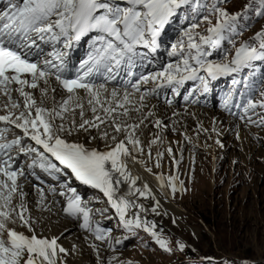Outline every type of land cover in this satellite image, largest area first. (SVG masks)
<instances>
[{
	"label": "snow or ice",
	"instance_id": "6c2138e0",
	"mask_svg": "<svg viewBox=\"0 0 264 264\" xmlns=\"http://www.w3.org/2000/svg\"><path fill=\"white\" fill-rule=\"evenodd\" d=\"M125 2L127 7H120L109 0H21L20 4L12 5L10 14L0 16V21H7L0 24V110L3 111L0 114V123L4 125L0 127V139H4L13 130L22 133V136L16 134L10 142L0 143V152L18 149L24 154L34 153L44 161L41 167L57 172L60 168L53 160L58 161L64 169L70 170L76 180L103 193L125 229H142L150 233L155 237L159 249L170 253L168 242L154 231L155 224L149 225L139 215L126 219V212L130 207L147 211L129 197L138 195L147 199L151 191L148 183L137 186L139 177L132 175L128 167L129 162L133 165L142 163L136 153L143 152L141 141L135 133L143 120L133 125L126 124L124 119L131 118L127 105L134 93L125 90L124 96L120 98L118 90L109 92L106 83L93 84L90 76L101 70L111 74L123 62L131 60L137 47L155 50L165 25L187 0ZM219 2L220 0L209 11V16L214 14L217 19L215 25L207 29V37H200V41L196 42L191 32L186 33L187 48L189 51L195 50L196 55L184 57L175 68L169 65L168 69L160 72L158 77H152V80L164 78L170 85L182 84L185 80L204 82L205 77L200 74L202 72L215 79L220 74L236 72L253 61L264 59V31L254 37L260 41L258 48L245 43L237 49L230 64H214L205 59L210 53L202 45L216 46L225 33L237 34L235 21L239 17L221 9ZM222 2L227 3V0ZM260 5L261 11L256 15L264 16V0H260ZM249 7L245 8V13ZM209 16L201 17V21L211 24ZM199 23L192 24L191 29L198 28ZM92 32L98 34L93 41V54L81 65V73L75 78L64 76L65 54L62 52H50L51 58L45 57L42 61L28 58L38 46L37 40L55 45L64 38L65 47H71L72 40L80 41ZM97 44L99 47H95ZM39 55L41 53H37L38 57ZM170 55H175V51ZM190 59L195 61V66L190 64ZM148 79L149 77H144L143 83H147ZM204 87L207 90L206 83ZM131 88L139 92L140 84L132 83ZM32 90L39 92V98ZM79 90H83V96ZM49 92L58 94L60 98L49 96ZM145 95H141V102ZM49 100L52 101L51 106H48ZM85 100L93 114L91 118H85ZM241 107L248 120H251L249 112H254L257 107L264 108V99L257 102L249 99ZM76 109H79L78 122L71 119L77 115ZM101 126H104L100 138L105 141V151L86 148L66 139L73 131H88L91 128L99 131ZM155 126L160 127V122L157 121ZM258 126H264V115H261ZM92 138L96 139L95 136ZM25 139L32 141L34 146L25 149ZM108 140H112L113 145H108ZM158 140L159 137L150 141L149 147L157 144ZM127 145H131V149ZM167 151L172 155L171 148ZM148 155L151 156V153ZM160 158L161 154L157 152L156 167H160ZM10 159V155L8 159L0 157V264H65L63 256L67 252L58 246L57 239L41 237L35 233L28 215L25 200L27 193L18 182L23 172L12 169L9 165ZM145 170L151 172L146 167ZM156 179L163 182L162 176L157 175ZM175 180L176 177L173 176L168 181L173 193L177 191ZM124 185H127V189L121 192ZM70 191L72 195L63 211L76 219L82 217L81 227L92 232L97 241L104 242L105 234L99 228L94 232L91 229L89 211L82 206L81 197L74 189ZM15 200L18 203H14ZM42 201L41 193V203ZM158 207L159 202L156 201L152 212L157 213ZM17 223L26 227L32 233L31 236L10 226ZM116 243L122 241L118 240ZM92 247L99 251L95 245ZM185 247L183 243L177 242L178 251H184Z\"/></svg>",
	"mask_w": 264,
	"mask_h": 264
},
{
	"label": "rangeland",
	"instance_id": "374dc122",
	"mask_svg": "<svg viewBox=\"0 0 264 264\" xmlns=\"http://www.w3.org/2000/svg\"><path fill=\"white\" fill-rule=\"evenodd\" d=\"M210 1L213 5L218 3V0ZM254 2L231 0L224 3L221 9L238 14L249 4L250 13L257 17ZM209 19L211 24L202 21L203 25L193 31V36L199 34L194 37L196 42L204 36V32L200 31L205 26L214 25L217 17L213 15ZM255 22L256 25L254 22L248 23V27L255 25L254 35L264 31V16H259ZM245 43L258 48V41L254 38L243 40V37L235 36L230 41L220 42L219 48L225 50L218 61L230 62L237 49ZM254 71L255 79L264 81V59L258 62ZM259 96H264V86ZM256 99L257 96L253 101L256 102ZM128 109L131 118H124L126 124H139L145 118L144 125L157 128L153 118L145 117L131 106ZM188 110L181 113L185 118L179 122L174 118V111L166 121L160 122L158 128L166 126L162 129V134H165L161 137L154 129L148 135L151 137L149 142L159 136L158 143L152 148L162 155L160 167L156 173L152 172L153 175L164 176L166 171L174 173L181 187L185 188V194H180L182 201H176L182 213L181 221L173 224L169 223V216L151 218L149 213L148 216H145L146 213L136 214L133 207L128 209L126 216L133 219L139 215L149 225L155 224L154 231L168 242L171 252L160 250L155 237L142 229L129 232L120 220L113 224L115 239L140 231L142 241H132L122 251L113 249L123 248V242L115 243L108 252L105 245H96L94 241L86 245L83 237L75 232L76 229L62 233L63 225H72L67 220L58 218L63 221L58 226L55 218L46 219L43 224L37 225V229L43 234L49 232L58 237V246L67 252L63 256L66 264H264V126L247 124L243 119L230 120L216 106L189 107ZM195 110L199 114L194 116ZM261 115H264V111L256 116L261 118ZM79 120L80 117L76 119L77 122ZM178 123L186 126L178 129ZM92 136L86 138L87 142L92 140ZM136 137H140V134L137 133ZM162 146H165L164 150H160ZM169 148L172 155L168 154ZM151 156L153 163L156 162L155 157ZM138 159L145 162L143 156ZM143 209L146 207L143 206ZM55 227L58 229L55 230ZM59 231L60 235H56ZM177 242L186 246L184 251L177 250ZM93 245L99 251L94 250Z\"/></svg>",
	"mask_w": 264,
	"mask_h": 264
},
{
	"label": "bare ground",
	"instance_id": "6f19581e",
	"mask_svg": "<svg viewBox=\"0 0 264 264\" xmlns=\"http://www.w3.org/2000/svg\"><path fill=\"white\" fill-rule=\"evenodd\" d=\"M44 58L45 57H43V59ZM48 58H51V57L48 56ZM80 94L82 96L84 95L83 92H80ZM34 95L37 96V98H39V92L38 93H34ZM53 95H55L57 99L60 98L58 94L49 92V96H53ZM66 96L67 95H65V98H66ZM51 103H52V101L49 100L48 101V106H51ZM84 103H85V118H87L88 117L87 101L85 100ZM146 111L147 110H145V112ZM168 111L169 112L166 113V111L164 110V108L162 106H154V110L147 111V114L149 115L148 117L153 118L156 122L157 121L164 122V121H166L169 118L170 113L173 112V110L171 108H169ZM76 112H77V115L75 117H72L71 119H75L76 120L79 117V114H78L79 113V109H76ZM145 112H141V113L145 115ZM152 112H156V117H154L152 115L150 116V114H152ZM193 113H194V116L199 114V112H197V110L193 111ZM0 114H3L2 110H0ZM174 118L177 119L176 120L177 122H179V121H181L180 119H184L185 117L179 113L178 115H175ZM185 121H186V119H185ZM174 122H173V124H174ZM153 124H155V123H153ZM178 124L180 126V128H178V129H182V128H184L186 126L185 124H182V123H178ZM143 125H144V123H143ZM151 127L152 126H146V124H145L144 126H141L140 128L135 129V133L136 134L137 133L140 134V137H137V138L141 141V147L143 148V152L137 151L136 155H137V158H140L141 156H143V158H145V162L143 161V163L135 164V165H133V164H131V162H129V165H128V167H129V169L131 171V174L134 175V176H138L139 177V179L137 181V186H142L144 183H148L149 184L150 190H151L150 191V196H149V198L146 199V198H141V197H139L137 195V196L129 197V199H134L137 204L145 206L146 209H147V211H144V210L137 209V208L133 207V209L135 210L136 214L141 213L140 215H144V213H146L145 216H148V213H149L151 218L152 217H157V215H160L159 217L169 216V220H170L169 223L176 224V223H179L181 221V218H182V213L180 212L176 201L177 200L180 201V202L182 201L183 198L180 196V194H185V190H184L185 188L181 187L180 180L174 173L171 174V173H168L166 171L167 170L166 167L164 168V169H166L165 170L166 174L164 176L159 174L160 176L163 177V182H161V181L156 179L157 175H153L152 172L156 173L158 167H156V162L153 163L152 156H149L148 154L151 153L156 159L157 152H156V148H152V145H151V147H149V139L151 137L148 136V135L151 134L152 129H154V131L156 130L157 134L159 132V136L160 137H161V135H164L165 133L162 134V131H163L162 129L163 128H158V127L155 128L154 125H153L154 128H151ZM174 127H175V125H174ZM177 127H178V125H177ZM103 128H104V126H101V129L99 131L97 129H95V128L89 129L88 131L80 130V131H78L77 138L79 140H81V139H86V136H88V135H93V136L96 137V139H93V141L90 144L87 143V145L90 148H93L94 146H101V147L105 148V141L100 138V136L102 135V132H103ZM120 138H123V136H121ZM165 142L167 143L166 140L164 141V143ZM107 143L110 146L113 145V141L112 140H108ZM166 143H165V145H167ZM127 146L131 149V145H127ZM162 147L163 148H161L160 150H164L165 149V146H162ZM161 157H162V155H161ZM155 159H154V161H155ZM145 167L148 168V169H151V172L146 171ZM173 176L176 177V180L174 181V183H175V186L177 188V191L174 192V193L170 191V186L168 185L169 179L171 177H173ZM19 180H20V182H22L24 191L27 193L26 198L28 200H30V198H32V196L34 194V190L35 189L24 178H21ZM125 186L127 187V185H125ZM151 197H155V199H152ZM156 201L159 202V207L157 209V213L158 214L157 213H153L152 210H151L152 207L156 204ZM130 209H132V207H130ZM127 213H128V210H127ZM126 219H129V218H126ZM55 223L58 226H61L63 221L59 220L58 218H55ZM54 229L57 230L58 227H55ZM74 229H75L74 225H67L65 227L63 225V228H62L61 231H62V233H68V232H70V231H72ZM56 235H60V231L57 232Z\"/></svg>",
	"mask_w": 264,
	"mask_h": 264
}]
</instances>
